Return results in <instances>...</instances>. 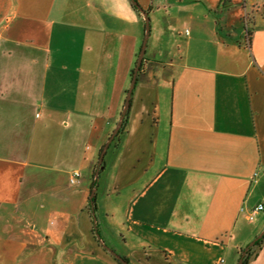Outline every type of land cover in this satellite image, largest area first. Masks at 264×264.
I'll use <instances>...</instances> for the list:
<instances>
[{"label":"crops","instance_id":"0c3cea01","mask_svg":"<svg viewBox=\"0 0 264 264\" xmlns=\"http://www.w3.org/2000/svg\"><path fill=\"white\" fill-rule=\"evenodd\" d=\"M137 2L151 31L126 127L106 152L104 194H95L99 235L129 264H239L264 232V210L250 217L264 205V0ZM144 34L130 0H0V108L18 104L20 78L34 77L35 53L15 46L48 51L68 37L89 67L60 70L65 91L94 107L110 92L107 114L85 118L87 140L101 143L97 130L119 123ZM92 54L117 58L115 76L94 69ZM159 54L161 63L151 59ZM18 139L0 127V264H121L95 234L82 173L93 146L21 155ZM63 168L59 184L36 174ZM255 252L250 264H264V245Z\"/></svg>","mask_w":264,"mask_h":264},{"label":"rangeland","instance_id":"374dc122","mask_svg":"<svg viewBox=\"0 0 264 264\" xmlns=\"http://www.w3.org/2000/svg\"><path fill=\"white\" fill-rule=\"evenodd\" d=\"M148 17L151 20L149 14ZM77 44L72 42L68 37L58 36L53 39L48 51H44L43 49V51H37L33 48L28 49L15 46V50L19 51L22 57L24 52L35 53L34 77L31 84L20 78L18 90H14L13 93V98L18 104L12 106V108H0V127L5 131H14L18 134L19 139L13 140V144L20 149L21 155L29 149L35 154H47L51 151L54 155H57L59 150L63 153L67 151L79 152L81 147L93 146V152H95L94 160L93 162H90L89 159L84 160L82 168L83 179L88 181L87 188H89L94 182L92 177L100 160L101 149L107 145L116 127L108 125L105 128L98 129V134L104 137V140L99 144L93 145L95 139L87 140V125L89 124L85 123V118L96 115L98 112L101 116L107 114V93L109 94L110 92L101 91L100 105L94 107L88 101L74 99L76 94L73 91H65L61 82V75L59 74L60 70L79 72L80 68L88 69L89 67L80 52V43L78 44L79 46ZM85 46L86 44H84ZM99 49L100 51L102 50V44L99 45ZM90 57L94 69L101 72L105 69L112 77L115 76L112 69L113 67L114 69L117 67V58L96 59L95 54H92ZM151 59L158 63L163 61L160 54L152 56ZM22 60L26 66L29 65L28 61L31 62V59H28V57ZM48 62L51 63L49 69H47ZM137 62L138 58H135L132 70L135 69ZM103 80L101 76L100 82L104 85L106 83ZM107 83H109V87L112 86V82ZM128 88H130V84ZM83 92L85 91L82 90L75 93L82 95ZM36 113H42L40 120L36 118ZM67 123H70V128L68 129ZM66 133H68L67 138L64 139L63 137ZM7 141L11 140L5 138V148ZM111 151L112 149L110 148L109 155L104 156V163L109 159ZM34 161L31 158L32 164L38 166V162ZM48 164L49 162L46 163V165ZM68 172L69 168H63L60 171L53 169V172L38 171L36 174L41 175V180L46 179V181H50L53 184H59L65 180ZM103 172L99 173L96 187V191L99 190L101 196L104 194L105 181L108 176L107 173H104L102 176ZM100 184L101 187L99 188ZM95 216L98 226L99 217L96 211ZM251 258L253 260L254 256L252 255Z\"/></svg>","mask_w":264,"mask_h":264},{"label":"water","instance_id":"95a60500","mask_svg":"<svg viewBox=\"0 0 264 264\" xmlns=\"http://www.w3.org/2000/svg\"><path fill=\"white\" fill-rule=\"evenodd\" d=\"M130 2L132 4V6L134 8H136V10H138L141 13V15H143V17L145 18V34H144V40H143L142 48H141L140 53H139V56H138V62L136 64V66H135L134 73H133V76H132V79H131L130 88L127 91V95H126L124 107H123V110H122V113H121V116H120V119H119V123H118V125H117L114 133L109 138L107 145L104 146V148H103V150L101 152L100 160H99V163L97 165L96 174H95V178H97V179L99 177V170H100V167L102 166L104 156L106 155V152H107L108 148L110 147L111 143L114 141V139L116 138L117 134L119 133V131L121 129V126L123 124V121H124V117H125L127 111L130 108L131 98H132V95H133V91H134L135 85H136L137 80H138L139 73L141 71V66H142V63H143L144 56H145V50H146L147 42H148V39H149V36H150V19L148 17V12L145 11L139 5V3L137 2V0H130ZM95 194H96V189H94L92 191L90 198L96 197ZM91 212H92V217H93V223H94V229H95L96 238L98 239L100 245L105 250H107L112 256H114L115 259L118 262H120L121 264H129L124 258H122L121 256H119L118 254H116L114 251L110 250L106 246V244L102 240V238L99 235V233L96 232V230H97V218L95 216V211H94L93 207H91ZM263 234H264V232L261 235H259L257 238H255L243 250V252L241 254V257H240V260H239V264H242L243 258L246 256L247 252L254 246L255 242L257 240H259L263 236Z\"/></svg>","mask_w":264,"mask_h":264},{"label":"trees","instance_id":"16d2710c","mask_svg":"<svg viewBox=\"0 0 264 264\" xmlns=\"http://www.w3.org/2000/svg\"><path fill=\"white\" fill-rule=\"evenodd\" d=\"M134 9H136V8H134ZM141 70H142V66H141ZM133 73H134V70H132V72H131V78L133 76ZM129 111H130V108L127 111V113H126V115L124 117L123 124H122L121 129H120V131H119V133L117 134L116 137H118L119 134L125 129L126 124H127V121H128V117H129ZM103 165H104V161L102 163V166L100 167L99 173L102 171ZM95 174H96V171L93 174L94 182H93L92 187H91V193H92L93 189H96V187H97V180L98 179L95 178ZM90 203H91V207H93L94 211H97V207H96V197L90 198ZM96 232L99 233L98 228H97ZM263 245H264V234H263V236L259 240H257L255 242L254 246L247 252L246 256L243 258L242 264H250V258H251L252 253L254 252V250H257V251L260 250ZM242 252L243 251L241 250V253ZM255 255H256V252L254 253L253 256L255 257ZM124 259L129 263L128 259H126V258H124Z\"/></svg>","mask_w":264,"mask_h":264},{"label":"built area","instance_id":"2783aa9c","mask_svg":"<svg viewBox=\"0 0 264 264\" xmlns=\"http://www.w3.org/2000/svg\"><path fill=\"white\" fill-rule=\"evenodd\" d=\"M79 176H80V174H79L78 171L74 172V173L72 174V177H71V183H72V184H75L76 181L78 180ZM263 210H264V205H263V204L258 205V206L252 211L251 216H250L251 219L253 218V216H254L257 212H259V211H263Z\"/></svg>","mask_w":264,"mask_h":264}]
</instances>
